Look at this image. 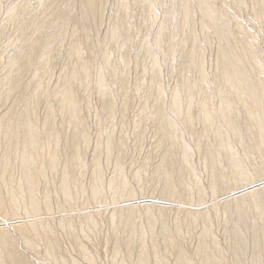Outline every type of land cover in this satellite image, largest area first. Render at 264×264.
Segmentation results:
<instances>
[{
    "label": "rangeland",
    "instance_id": "1",
    "mask_svg": "<svg viewBox=\"0 0 264 264\" xmlns=\"http://www.w3.org/2000/svg\"><path fill=\"white\" fill-rule=\"evenodd\" d=\"M82 1L83 0H0V118L9 113L12 108L13 100L20 91V89H17L9 93L10 82L3 78L7 71L10 58L14 54H19L21 56L28 50L29 46H37V55L32 64L33 66L31 65L29 71L24 75L22 83H36L39 88V96L34 111L37 129L38 132H40L38 139L40 143L38 151L39 162L43 163L49 159V150L45 145L46 134L41 126L46 116H51V121L54 123L52 129L54 131L57 130L60 146L63 145L65 136L68 135L71 130V127H65L62 123L64 121V113L60 109L59 97L56 95L60 90L62 80L70 69L74 68L80 71L82 69L81 66L84 65L85 69L88 71V80L84 81L86 83L83 82V85H78L75 90V96L77 97L80 107V119L82 123L79 129L84 130L87 138L86 143L81 145V149H79L81 153L80 167L83 173L81 175L77 174V182L83 187L84 192L74 194L72 198L65 203L58 187L59 170H61V167H58L59 169L54 171L46 170L44 176L39 177L41 183L37 187V194L42 198L44 196L43 192L47 190L50 198L48 211H42L37 216L26 217L21 209L16 214L11 213L8 209V215L5 217L6 219L0 217V228L3 227L5 229L4 231L12 237L14 250L21 254L29 264H35L36 260L41 262V260L44 259L45 254L43 246L38 245L35 250L26 249L22 243L21 237L11 225L12 223L19 224L29 220H43L48 223L49 230L54 234L57 245L65 256L68 264H70L71 260H76L79 264H114L117 263L121 257L127 264H137V251L141 245V242L138 241L139 236H136V242L132 247L131 253H126L124 249H121V254L119 253L116 257L113 256L112 242H105L111 235L109 217L112 213V209L120 205L129 206L133 204V206H140L145 203H155L161 206L162 203L164 204L166 202L167 206L169 205L170 207L164 219V227L166 230H169L168 232L174 233L173 231L175 230L177 221L183 217L182 210L190 213L194 220H196L193 226L188 229L183 226V222H180L181 225H179V227L181 233L173 234L175 242L185 250L191 263L199 264L197 257L194 255V249L196 247L195 244H197L198 233L206 228L210 232L212 239L216 242V252L220 258H223L224 264H251L252 244L250 243V235L247 232L245 233L246 229L241 227L238 222H236L235 218H231L228 222H223L224 218L222 212L214 207V205H221L223 201L231 199V196L237 193V191L231 190V192L227 193L228 195L223 193L213 196L207 190V170L203 165L200 152L195 146L196 136L202 129V123L196 119L199 93L196 85L197 72L193 66L188 72L192 91V113L195 117L192 125L188 127L186 124L182 123L170 107L172 94L176 88H178L181 79V63L187 60L188 51L190 50V44L185 41V33L180 31L181 12H179V0H104L99 17L95 18L90 15H82L84 14L82 13ZM233 1V7H235L234 18L227 25V28L229 27L230 29L228 28L229 32H226V35L232 46L234 47L235 45V48L238 47L237 50H240V42L237 43V41L245 40V43L249 46L251 45L250 47L254 53L256 52L255 56L260 68L258 76L264 79V0L259 1L261 4L257 1L260 7L257 6L254 0H237L239 2L241 1L240 3H235V0ZM217 2H219V0ZM224 2H228L227 4L229 5L231 3L232 6V0H224ZM125 6L126 8L124 9L123 7ZM17 7L18 9L12 12V10ZM197 12L198 11L195 10L194 17L192 18V20L194 19V23L193 21L192 23L196 28L197 44L201 48L203 71L207 78L208 88L212 89L216 85L214 79L216 75L215 58L218 48V39L214 37V35L212 36L211 33L209 40L204 39V35L199 28L200 14ZM146 13L148 15L150 14L149 17ZM64 14L68 15V17L72 16L69 17L70 21L74 20L73 22L76 24L69 23L66 33L54 42V47H52L54 50L51 49L49 51V53H51V51L53 53L48 54V56L40 53L39 44L43 42L46 34L62 21V16ZM84 16L88 17L84 18ZM215 19L216 21L218 20L217 22L219 25H222V21L218 15L215 16ZM24 22H27L26 27L24 30H21V26ZM94 22H96V24ZM232 23H234V25H241V32L243 30L244 34H242L243 36L239 39L231 35L234 30ZM119 26L122 28L123 32L126 33L124 34V37H126L124 39L126 41H123L124 39L120 35L111 34L112 30ZM125 28L127 29L125 30ZM157 32H161V39L159 43L155 45L153 43V37ZM78 37L88 44L89 50L80 48L79 57L71 58L67 55V51L71 46V41L79 39ZM247 39L248 41H246ZM144 42H148L146 46H144ZM146 47L150 51L151 58L155 60L157 67H155V69H151V60L145 55L144 48ZM258 57H260V59ZM243 58L244 57H241L240 61L242 69L247 68L245 71L253 77L254 74L252 73L254 72L252 70L250 71L249 60L247 61V59L244 58L243 61ZM83 61H85V63ZM14 68L15 67L11 70L14 71ZM12 73L14 74V72ZM155 73L158 77L159 95L151 93L150 82H148L153 76L152 74ZM100 75L104 79L105 84H107L106 89L109 94L108 98L111 100L112 106L114 107L112 110L113 120L107 118L106 112L102 107V100L96 93V84ZM217 99V96L214 95V106L218 103ZM46 101L48 104H46ZM263 101L264 100L261 101L262 108L264 105V103H262ZM157 106L162 107L166 119L168 117V121H172L174 124L176 123L175 125L178 130L176 134L178 135H176L177 140H175V142L179 145H186L189 151L188 154H190L189 160L190 163H192L194 175L186 177V179L190 181L187 182L186 179H184L182 185L186 188L188 187L190 191L192 190V193H194L195 182L201 186V188L206 191V195L202 200L203 202H198L196 199L190 202H186L182 199H171L169 201L160 200L161 198L158 193L159 175L157 173L154 174L156 165L158 166L160 163V151L157 149L158 136L155 130L156 127L153 123V116L156 113L155 110ZM213 113L216 117V129L223 135L227 133L231 138L232 154L235 159L241 162L245 172L251 176L254 174V169L264 171V154L256 153L255 149L250 148L251 142L244 140L245 145L251 153L249 154L250 156L246 155L245 157V147L242 148L243 146L240 144L238 145L229 127L217 117V111L214 110ZM237 118L238 120L240 119L238 124L241 126L242 114ZM260 119L264 124V111H262ZM142 125L143 127L141 128ZM106 135L112 138L115 143L117 142V144L113 142L109 163L108 161H104V158H100V168L102 167L101 169L103 172V181L101 185V187H103L100 191L103 197L99 200L92 199L89 189L93 176V171H91L92 167L94 170L95 148L97 142H104V140H106L104 139L107 138ZM119 143L121 144L119 145ZM241 148L243 150H241ZM220 155L221 153L219 157L223 159V156L221 155V157ZM101 161L103 162L101 163ZM116 161L119 162V167L123 172L122 174L125 176L124 179L128 183V190L131 191L132 196L126 197V195H124L125 198L123 196L119 201L112 200L111 191L108 190L109 188L107 186L111 178H113L112 175L114 176ZM143 164H145V166ZM74 170L77 172L76 168H74ZM135 173H137V175L139 173L138 177H140L142 182L138 181L140 179L137 177H135L137 180L133 179L134 176H136ZM12 175L16 180L19 178L20 172L14 170ZM90 177L91 179H89ZM258 179H256L257 183H264V176ZM43 182H45V184H43ZM156 183H158V185H155ZM176 186L179 191H181V186L179 184ZM141 209L142 208L138 209L141 215H139L140 217L135 223L137 227L142 228V232L144 233L142 235L144 239L141 240L147 247L149 264H154L152 238L158 241V257L163 260L164 264H174L175 258L173 251L164 250L163 245L159 242L161 238L159 225L154 226L152 229H148L144 218L142 219L144 211ZM198 210H203L209 217L210 222H201L200 219L198 220L195 216V212ZM86 214H90L97 222L96 227L92 228L88 225V222L84 221L83 217ZM60 221L72 222L74 226L73 234L79 238L80 242L85 247L89 259H84L80 255L76 244L72 243L70 233L59 226ZM234 226L240 227L245 233L248 242L246 243V251L240 258L235 256L233 250V237H231L230 231ZM116 236H119V238L121 237L119 233H117Z\"/></svg>",
    "mask_w": 264,
    "mask_h": 264
},
{
    "label": "bare ground",
    "instance_id": "2",
    "mask_svg": "<svg viewBox=\"0 0 264 264\" xmlns=\"http://www.w3.org/2000/svg\"><path fill=\"white\" fill-rule=\"evenodd\" d=\"M103 1L104 0H83L82 13L84 14L82 15H90L94 18L99 17ZM217 1L218 0H179V12H181L180 31H182V33H185V41L190 44V50L188 51L189 53L187 60L181 63V79L180 82L178 81V88H176V90L172 94L170 107L171 110L176 114V116L182 121V123L186 124L188 127L192 125L195 117L192 113V91L188 72L193 66L197 72L196 85L198 87L199 93L196 119H198L202 123V129L196 136L195 146L200 152V155L202 157L201 159L203 160V165L207 170V190L213 196L217 194L221 195L223 193H226V195H228L227 193L231 192V190L237 191V193L231 196V199L223 201L221 205H214V207L218 208L219 211L222 212L224 218L223 222H228V220H230L231 218H235L236 222H238L241 227L246 229L245 233L247 232L250 235V243L252 244L251 264H264V183L256 182V179L261 177L263 178L264 171L256 170L253 168L254 172H252L254 174H252L251 176L245 172L241 162L235 159L232 154L231 138L227 135V133L223 135L216 129V117L213 113L214 110L217 111V117L229 127L231 134L237 140L238 145L240 144L241 146H243L242 148L245 147V154L241 151L245 155V157L246 155H249L251 153L245 145L244 140H248L249 142H251L250 148L255 149L256 153L264 154V124L260 119L262 111H264V105L263 108L261 105V101L264 100V79L258 76V74L260 73V68L258 66V60L255 56L256 52L254 53V51L250 47L251 45L249 46L247 43H245V40L237 41V43L240 42V50L238 49V51V47L236 46L237 48H235V45L233 47L226 35V32H229L228 30L230 29L229 27V29L227 28V25L234 18V1L232 0V6L231 3L229 5L227 4L228 2H224V0H219V2ZM254 1L256 2V4L257 1L259 4H261L259 2L260 0ZM238 2L239 1L235 0V3ZM123 8L125 9L126 6ZM17 9L18 7L14 8L12 12H15ZM195 10H197V13L200 14L199 28L204 35V39L209 40L210 33L212 34V36L214 35V37L218 39V48L215 58L216 75L214 79L216 85L212 89L208 88L207 78L203 71L204 68L201 48L196 41V28L193 26L194 19L192 20L195 14ZM216 15L220 17L222 25L218 24V20L216 21ZM69 17L68 15L64 14L62 16V21H60L59 24H57L51 31L46 34L43 42L39 44L40 53H43L47 56L48 54L53 53L52 51L51 53H49V51L52 49V47H54V42L66 33L69 23H74V20L70 21ZM85 17L88 16H84V18ZM26 23L27 22H24L22 24L21 30L25 29ZM94 23L96 24V22ZM232 24L234 26H232L234 30L231 35L234 38L239 39L243 36L242 34H244L243 30L241 32V25L239 26L238 24ZM119 27L112 30L111 34L120 35L123 37V39L126 38L124 37V34L126 33L123 32L121 27ZM126 29L127 28H125V30ZM160 39L161 32H157L153 37V43L157 45ZM72 41L71 46L67 51V55L69 57H79V53L81 51L80 48L89 50L88 44H86L80 38L75 39L73 42ZM123 41L126 40L124 39ZM246 41H248V39ZM147 43L144 42V46H146ZM36 49L37 46H29L28 50L21 56L19 54H14L9 60L7 71L5 72L3 77L8 82H10L9 93L17 89H20V91L13 100L12 108L9 113L0 118L1 218H5L8 215V209L13 214H16L21 209L25 213L26 217L37 216L42 211H48L50 198L47 190L43 192L44 196L42 198H40L37 194V187L41 183L39 177L44 176L46 170L54 171L59 169L58 167H61V170H59L60 174L58 177V187L65 203H67L74 194H77L78 192H84L83 187L77 182V174L81 175L83 173L80 167L81 153L79 149H81V145H84L86 143L87 138L84 130L79 129V126L82 123L80 119V107L77 97L75 96V90L78 85L82 84L85 80H88V71L85 69L84 65L81 66L82 69L80 71L74 68L70 69L62 80L60 90L56 93V95L59 97L60 109L64 113V121L62 123L65 125V127H71V130L68 135L65 136L63 145L60 146V143L58 142V133L56 132L57 130L54 131L52 129L54 123L51 121V116L47 115L41 126L42 130L46 134L45 145L49 150V159H47V161L43 163L39 162L38 151L40 148V143L38 139L40 132H38L36 120L34 118L35 105L39 96V88L36 83H22L24 75L29 71L31 65L34 62V59L36 58ZM144 49L145 55L148 56L151 60V69H155L156 63L155 60L151 58L149 49H147V47ZM241 57H244L245 59H247V61L249 60L250 71L252 70L254 72L252 73L254 74L253 77L250 76L247 71H245V69L247 70V68L242 69L240 62ZM258 58L260 59V57ZM83 62L85 63V61ZM13 67H15L14 71L11 70ZM12 72H14V74ZM152 75L153 76L150 78V81H148L150 82L149 84L151 93L159 95L158 77L156 73ZM106 85L107 84H105L104 79L100 75L96 84V93L102 100V107L106 112L107 118L112 119V110L114 109V107L112 106L113 104L111 100H109L108 98L109 94L107 93ZM214 95H216L218 98V103L216 102L217 105L215 106L213 103ZM262 103H264V101ZM46 104H48V102ZM155 111L156 113L153 116V123L156 127L155 130L158 136L157 149H159L160 151V163L158 166L156 165L154 174L157 173L159 175L158 193L161 198L160 200L169 201L171 199H182L186 202H190L193 201V199H196L198 202H201L206 195V191L202 189L201 186H199L195 182L194 193H192V190L190 191L188 187L186 188L182 185L186 177L194 175V171L191 165L192 163H190L189 160L190 154H188V148L186 147V145H179L175 142V140H177L176 135H178L176 134V132L178 131L175 125L176 123L174 124L172 121H168V117L166 119L161 106H157ZM240 114H242L243 117L241 118V126H239L238 124V121L240 119L238 120L237 118L238 116H240ZM142 127L143 125L141 126V128ZM104 139H106L104 140V142H97L95 148L96 150L94 149V170L93 167L91 170L93 171V176L92 179L91 177L89 178L91 179V185L89 184L91 186L89 189L91 191V198L98 200L103 197L100 191V189L103 187H101L103 181V172L101 169L102 167L100 168V158H104V161H108L109 163L113 142L114 144H117V142L115 143V141L112 140V138H110L109 136ZM121 143H119V145ZM242 148L241 150H243ZM220 153L223 157L221 155L220 156L224 160L219 157ZM102 162L103 161H101V163ZM143 165L145 166V164ZM115 166L116 169L114 172V176L112 175L113 178H111V181L109 180L110 182L107 186L109 188L108 190L111 191L109 192L111 193L112 200L119 201L124 195H126V197H130L131 191L128 190V183L124 179L125 176L122 174L123 172L119 167L118 161H116ZM74 168H76L77 172H75ZM14 170H18L20 172V176L16 180L12 175ZM135 174L136 176H134L133 179L135 180V177L140 179V177H138L139 173L138 175L137 173ZM138 181H141V179ZM186 181L189 182L190 180L188 181V179H186ZM43 184H45V182H43ZM177 184L181 186V191H179V189L177 188ZM155 185H158V183H156ZM139 208H142L144 211V213L142 214V219L144 218L148 229H152L154 226L159 225L161 237L159 242L163 245L164 250H171V252L173 251L175 258L174 264H193L190 262L189 256L187 255L185 250L175 242L173 234L175 235L181 233L179 225H181L182 222L183 226L188 229L193 226L196 220H194L193 216H191L190 213L182 210L181 212L183 213V217L182 219L177 221L175 230L173 231L174 233L168 232L169 230H166L164 227L165 216L170 210V207L169 205L167 206L166 202L164 204L162 203L161 206L155 203H145L144 205L141 204L140 206H133V204L129 206L120 205L112 209V213L109 217L111 235L105 240V242H112L113 256L116 257L121 252V249H124L126 253H131L132 247L136 242V236H139L138 241L141 242V245L139 246V249L137 251V264H149L147 247L142 243L141 240L144 239L142 238V235L144 233L142 232V228L137 227V224L135 223L136 220L140 217L139 215H141L140 211L138 210ZM195 213V216L198 218V220L200 219L201 222H210L209 217L203 210H198ZM83 218L85 222H88V225L90 227H96L97 222L92 218L90 214L84 215ZM11 225L21 237L22 243L26 247V249L35 250L38 245L43 246L45 257L41 260V262L36 260L35 264H68L65 256L62 254L57 245L54 234L49 230V225L46 221L29 220L27 222H21L19 224L12 223ZM59 226L70 233L72 243L76 244L80 255L84 259H89V256L86 254L85 247L82 245L79 238L73 234L74 226L72 222L60 221ZM4 230L5 229L3 227L0 228V264H29V262L21 254L17 253L14 250L12 237L9 236ZM117 233L121 235L120 238L119 236H116ZM230 233L231 237H233L232 240L234 254L237 258H240L246 251V243H248L245 237V233L240 229L239 226L232 227ZM152 242L154 264H164L163 260L158 257V241L152 238ZM195 245L196 247L194 249V255L197 257L199 264H224L223 258H220L218 253L216 252L217 244L212 239L208 229L204 228L198 233L197 244ZM70 264L79 263L76 260H71ZM114 264L127 263L121 257L118 262Z\"/></svg>",
    "mask_w": 264,
    "mask_h": 264
}]
</instances>
